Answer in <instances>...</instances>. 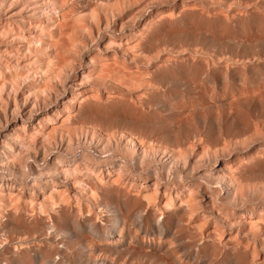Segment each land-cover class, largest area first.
I'll use <instances>...</instances> for the list:
<instances>
[{"label":"bare ground","instance_id":"1","mask_svg":"<svg viewBox=\"0 0 264 264\" xmlns=\"http://www.w3.org/2000/svg\"><path fill=\"white\" fill-rule=\"evenodd\" d=\"M49 2L0 109V264H264V0Z\"/></svg>","mask_w":264,"mask_h":264},{"label":"rangeland","instance_id":"2","mask_svg":"<svg viewBox=\"0 0 264 264\" xmlns=\"http://www.w3.org/2000/svg\"><path fill=\"white\" fill-rule=\"evenodd\" d=\"M49 3H50L49 0H0V74L6 72L8 69V70H12L11 72L12 74L15 75V78H16L15 79L16 82L14 83L15 85L12 88L8 82H5L3 74L0 76V78H3V79H0L1 80L0 82L4 83L5 85V86L3 84L0 85L2 86L0 88V109L4 105L3 101L8 98L7 97L8 95L15 96L16 90L14 88L21 91L24 94L23 98L25 99V95L32 94L33 86H37V83H38L37 77L39 74V71H37V68L35 67V62H37L35 57L37 58V56H33L29 52L27 54L26 51L25 53L24 51H22V49H20V40H21L20 37L23 36L22 33L24 34L23 32L24 29L26 30L29 29L27 25L32 24L31 26L36 25L38 27V25H40L41 22H43L42 24H46L47 22L52 21L53 17L56 14L54 15L53 11H55V9H53L54 7L53 6L51 7ZM46 12L48 13L49 17L45 15L47 14ZM50 12H52L51 13L52 15L50 14ZM1 13L2 14L4 13L5 15L4 14L2 15ZM18 13H28L31 16L30 17L28 15L31 20L29 19V22L27 21L22 22V20H19L20 21L19 22L18 19H16V15ZM39 16L41 18L37 19V17ZM35 20L38 21V22L36 21L37 24L33 23ZM31 30L33 31V32L31 31L32 35L33 33H37V31H39L38 28H36L37 31L35 29H31ZM41 56H43V54ZM31 66L34 68H32ZM19 116L23 117L25 120H30L28 118L29 116L25 117V116H22L20 113L18 114L17 112V114H15V118ZM1 121L2 123L3 121L5 122V117H4L3 112L0 110V122ZM25 129L26 128L24 127V130ZM30 130L32 131L33 128L32 129L30 128ZM4 172L5 174H7V172L3 170L1 173L4 174ZM0 178L2 179V181L0 180V183L5 181L1 176ZM7 178H10L8 174H7ZM17 183L20 186V182H17Z\"/></svg>","mask_w":264,"mask_h":264}]
</instances>
